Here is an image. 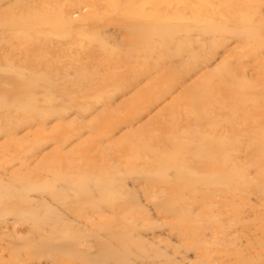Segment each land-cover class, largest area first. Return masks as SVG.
<instances>
[{"label":"rangeland","instance_id":"rangeland-1","mask_svg":"<svg viewBox=\"0 0 264 264\" xmlns=\"http://www.w3.org/2000/svg\"><path fill=\"white\" fill-rule=\"evenodd\" d=\"M2 7L0 264H200L197 249L169 231L184 221L176 193L167 190L168 201L156 204L176 211L175 220L155 215L146 200L176 171L198 188L230 181L231 161L264 160L263 109H246L240 119L226 102V110L214 99L197 104L203 90L212 94L231 50L240 108L264 97V0H24ZM16 22L22 30L6 33ZM202 26L236 31L206 38ZM245 33L251 41L239 38L233 49ZM224 147L227 156H212ZM258 197L249 195L233 223L237 235L224 237L235 249L258 231ZM121 202L128 205L122 218L108 214ZM93 209L108 212L94 225L86 219ZM142 216L150 225L136 224ZM227 220L221 217L222 230ZM108 232L120 238L107 239ZM200 240L217 255L208 234Z\"/></svg>","mask_w":264,"mask_h":264},{"label":"bare ground","instance_id":"bare-ground-1","mask_svg":"<svg viewBox=\"0 0 264 264\" xmlns=\"http://www.w3.org/2000/svg\"><path fill=\"white\" fill-rule=\"evenodd\" d=\"M20 1H24V0H6L5 2L6 4L9 5L10 3L16 4ZM3 2L4 0H0V14H2L6 10V8L9 7V6L5 8L2 7L3 5L4 6L6 5ZM75 15L76 14H71V16H75ZM204 28L205 26H202L200 32H205L204 35L206 36V38L209 35L215 38H219L220 36H223L226 32L230 33L236 31L230 27H225V26L224 27L212 26L205 29ZM20 30L22 29L19 27V23L16 22L13 23L12 26H9L7 28L6 33H8L9 31L18 33ZM239 38L243 40V42H250L252 37L246 33L243 36L242 35L238 36L236 39L237 46L233 47V49L238 47L240 43ZM232 57H233V50H231L230 53H228V55L224 56V60L226 61L228 60V63L225 66H222L223 70L218 71L217 74L215 75L216 82L214 83V87H213L214 89H212V94H208V92L203 90L202 95L200 96V100L197 102V104L200 106L204 105L205 98L208 100L214 99L222 110H226L221 106V104L226 102L228 103L227 110L235 114L241 113V117H240L241 119L244 117H248L247 115L248 111H244L246 109L254 108V110L258 112L261 111L262 109L264 110V97L261 98V101L258 104H250V106L247 105L248 108H240V104L244 103L243 101L244 94L237 92L234 86L236 82L235 78H238V75L237 73H235L236 70L230 67ZM259 86L261 92L264 93V89H263L264 82H261ZM255 90H257V87L252 86L250 88V94H252V92ZM242 114H246V115H242ZM154 116L155 113L152 114L149 118H147L143 123L141 122V124H137L136 127L137 130L142 128L143 125H145L148 121L152 120ZM140 119L141 118L138 119V123H140L139 122ZM198 120L208 121L207 118H204L203 116L199 117ZM133 122L134 121L126 123L124 125L125 127H128L127 130L128 132L132 131V128L134 127V125H132ZM186 128L187 130L189 129V127ZM226 149L227 148L224 147L223 150L217 152L212 151L213 153L212 156L214 157L227 156L228 152H225L227 151ZM225 164L227 163H223L220 165H225ZM229 165H232L230 175L234 174L232 178L230 177V181H226L222 179H214L208 185H202V183H200L199 184L200 186L198 188H193V185H190L186 180L177 178L179 177L178 175L182 174V171L180 170V174H178L177 171L174 173L175 175L174 181L172 178H166V184L168 185L166 188L151 193L150 195H148V200H146L147 196L145 199L147 203L155 205V207H153L154 209H152L155 215L158 216L159 213L165 212L164 219H166L167 217L166 215L169 214L171 216L170 217L171 220H175L176 215L174 214V212L176 211H173L172 209L169 208L168 209L157 208V206L159 205L157 203L159 202L158 200L160 199V197L161 200L168 201V199L164 198V196L165 193L167 194V190L172 189V191L176 193L174 197L177 199V203H180L179 204L180 207H178L179 208L178 211L184 213V216L182 217L184 218L183 220L189 221L192 218L195 219L199 218V221H196L198 224L196 226H185L183 224L184 221H182L183 223L181 224L177 223L178 225L175 226L173 229H170L171 228L170 227L169 231L174 232L181 243L185 242L187 245H192V247L195 248L194 250L197 249L199 254V259L201 260L200 264H214L215 262H217V264H257V262H254V258L257 256V254L259 256L264 257V170H263L264 160L258 161L253 165H247V166L234 163L231 161L229 162ZM249 168L252 169V173H250L251 171ZM110 187L113 186H109V188ZM254 194L259 196L258 202L261 208L260 211L261 215L254 217L252 221L253 224H255L254 226H256L254 228H256L258 231L257 232L254 231V233H252L253 235L248 234V237H251V240L248 241L247 239H244L243 242L245 244L243 245L240 244V248H243L242 251L245 252L243 254L241 250L235 249V247L231 246V243L228 241L229 239L226 240L224 237L227 235L228 236L231 235L232 237L237 235V229L233 227L234 225L233 223L239 222L238 218L244 205H250L248 201L249 195H254ZM22 203L23 202H20V206H22L23 208L24 205H26V203L23 204ZM174 204L176 205V203L170 202L171 206H175ZM124 206L127 207L128 205H126L123 202L117 204V206L111 205L110 210L108 211L109 213L98 212L97 210L93 209V212H95V214L93 215L90 214L89 216H87L86 219H91L89 220V222L90 224L94 225V222L96 223L97 221H100L102 218L105 217L107 213L112 216L115 215L118 216L119 218H122V214L124 213L123 211ZM140 213L141 211H137L138 216L141 215ZM222 216H227L228 219L227 225L232 223L225 228V230L227 229L228 232H230V234H227L225 230H222V228L224 227L220 224V219ZM92 219L94 220V222L92 221ZM150 223L151 221L145 216H142V219L136 221L137 225L139 224L150 225ZM122 227L127 229L130 233L135 234V230L132 229L133 226H130V224H124L122 225ZM37 232L40 231L37 230ZM206 234H208V236L212 238L213 241H215L214 253L217 255L213 257L209 256L208 252L204 250L205 243L200 240V239H204ZM151 235L153 237V234ZM104 237L107 239H114V240H118L120 238L118 232L117 234H112L111 232H108L107 234H105ZM252 237L254 239H252ZM72 242H74V240H72ZM84 242L85 241H83L82 243ZM87 243L88 242H86V244ZM79 246L81 245L79 244ZM225 246L228 248L229 251L233 252L234 257H232L231 254L226 250ZM221 253H222V258L220 256ZM245 257H247L248 259H245ZM244 259L246 261H244Z\"/></svg>","mask_w":264,"mask_h":264}]
</instances>
